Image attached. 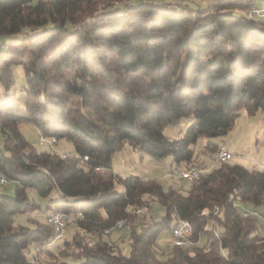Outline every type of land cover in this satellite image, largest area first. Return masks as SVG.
Wrapping results in <instances>:
<instances>
[{"label":"trees","instance_id":"1","mask_svg":"<svg viewBox=\"0 0 264 264\" xmlns=\"http://www.w3.org/2000/svg\"><path fill=\"white\" fill-rule=\"evenodd\" d=\"M95 1L0 0V83L14 85L15 65L25 81L7 95L15 104L0 103V177L14 183L12 195L0 194V264H37L30 245L56 256L53 264H71L65 255L77 264H264V166L214 162L185 191L111 170L124 145L187 168L198 146H220L200 137L225 136L242 110L264 112V18L233 12L249 1L135 0L77 24ZM188 116L183 135L166 138L164 126ZM19 122L70 141L75 154L31 147ZM29 191L46 200L45 218H29L30 226L12 218L41 211ZM144 195L164 208L159 221L133 222L128 208L137 214ZM58 211L75 215L77 229L54 254L46 216ZM121 219L131 229L126 255L103 239ZM181 220L197 244L158 249L159 235Z\"/></svg>","mask_w":264,"mask_h":264},{"label":"rangeland","instance_id":"2","mask_svg":"<svg viewBox=\"0 0 264 264\" xmlns=\"http://www.w3.org/2000/svg\"><path fill=\"white\" fill-rule=\"evenodd\" d=\"M135 0H97L93 2L90 6L85 7L84 11L77 16V24L84 21H88L90 18L100 14L102 11L110 10L111 8L120 7L124 3H131ZM155 3H186L190 6L200 5L207 6L214 4L217 0H147ZM225 1V0H222ZM243 2H251L253 6L259 7L260 11H264V0H236ZM263 8V9H261ZM236 14H245V11L241 12L240 10H233ZM264 18V17H263ZM12 72L14 75V85L8 90L0 83V103L15 104L14 101L9 99V95L12 89L19 90L22 85H24V74L21 66L15 65L12 67ZM18 102L16 105H19ZM192 121V117H183L177 122L167 123L162 129L163 134L168 139H178L180 138L184 131L188 128L189 124ZM17 129L19 133L25 138L27 143L38 150H47L46 147L38 144V135L39 129L29 123V122H19L17 124ZM224 142L228 146L229 150L234 154L232 163L240 164L246 168H255L262 169L264 166V112L257 111L253 114H249L246 111L242 110L238 113V116L234 119L233 125L228 133L221 138H207L200 137L198 144L206 142ZM3 146V137L0 132V148ZM201 146V145H200ZM198 146L194 151L193 162L190 165L198 168L200 162L204 161V167H201V170H209L211 166L214 165V162L211 159V154L215 151H204L203 148ZM59 153L68 152L73 156L74 148L73 144L66 140L60 139L54 146L53 150ZM203 151V152H202ZM172 158L165 157L161 159H154L148 153L143 152L139 149H133L128 145H124L120 150L116 151L111 156V170L113 174L118 177L125 179L130 176H139L143 179H157L160 181L164 189L168 186H172L176 189H181L185 191L188 189L189 183L185 180H178V182L173 181L169 176L170 168H172ZM189 165V164H188ZM216 165V164H215ZM185 165L180 167H184ZM176 179V178H175ZM114 188L116 191H122L123 185L121 182H115ZM14 190V183L7 181L6 183H0V194L12 195ZM29 196L33 198L36 202L41 204V211L36 212H27L24 214L17 213L13 215V221L19 222L24 225H31L29 218L36 217L38 220H43L45 218V199L40 198L35 192L29 191ZM144 200V202H143ZM134 207H129L128 211L133 215V222L136 223H151L159 221L164 215V208L156 201L154 198L149 196H142V204L138 209H136L137 214H133ZM48 212V211H46ZM123 222L124 220L121 219ZM260 220V218H259ZM118 221V220H117ZM262 223L263 217H261ZM125 223V222H124ZM175 219L172 221L174 225ZM127 224V223H126ZM130 224V223H128ZM138 228V227H137ZM77 229V226L74 224L69 225L68 229L65 232L63 238L54 241L50 244L47 249H49L54 254H57L59 247L62 245L64 240H70L72 233ZM260 233L264 232V226L259 225ZM131 229L128 225H123L122 228L113 231L110 235H103L104 240L114 242L115 245L120 249V251L126 255L129 251V235ZM170 238V229L163 231L157 239L158 249L165 250L168 246ZM59 246V247H57ZM27 255L33 257L37 264H53L54 258L57 260V257L53 254H47L39 250H33V245H30L27 250ZM62 261L69 262L71 264H77L80 262L79 259L72 258L69 255L61 256Z\"/></svg>","mask_w":264,"mask_h":264},{"label":"built area","instance_id":"3","mask_svg":"<svg viewBox=\"0 0 264 264\" xmlns=\"http://www.w3.org/2000/svg\"><path fill=\"white\" fill-rule=\"evenodd\" d=\"M244 15L248 19H252V18L260 19V15H261L260 8L256 7V6H253V8H248L245 10ZM38 137H39L38 142H41L42 144L48 145V137H46L45 134L39 132ZM219 145L221 146V154H220V159H218V161H216V164L221 163V162L232 161L234 154L228 149V147L224 143H221ZM53 149L54 148H51V150H53ZM60 155L62 157H67V156H69V153L68 152H62V153H60ZM85 159H86V157H85ZM170 170H171L169 173L170 177L176 178V179H181V180H186L188 182H192L193 180H199V178L208 171V170H201V167H200L199 171L186 172L184 175H177L174 172H172L171 168H170ZM0 181L2 183L7 182V180H5V178H3V177H0ZM245 215H247V213H245ZM73 217H75V215H69V214H66L62 211H58V212H53V219H46V223H47V220L56 221V231H54V241L59 240V239L64 237L65 232L68 229V227L70 225V221H72ZM189 227H190V223L188 221L181 220V222L177 225L174 232H185L186 236L191 237V235L189 234ZM169 240L170 241H176L174 239V233H170ZM195 242L197 244V241H195ZM37 250H38V248L36 249V251Z\"/></svg>","mask_w":264,"mask_h":264},{"label":"bare ground","instance_id":"4","mask_svg":"<svg viewBox=\"0 0 264 264\" xmlns=\"http://www.w3.org/2000/svg\"><path fill=\"white\" fill-rule=\"evenodd\" d=\"M260 13H261L260 17H264V11H260ZM46 137H48V145L42 144L41 142H39V143H40V145L45 146L46 148L51 150V148H54V146L56 144V139L54 136L53 137L46 136ZM220 154H221V146H219V148L214 153L211 154V159L213 161H218V159H220ZM171 169H172V172H174L177 175H184L186 172L199 171V169L194 167V166H189L187 168H179L176 164H173ZM194 181H197V180H193L192 182H194ZM0 183H2V182L0 181ZM46 217H47L46 219H53V212H50L49 214H47ZM263 221H264V216H263ZM47 224H49L54 229V231H56V221L47 220ZM122 226H123V221H117L110 229H107L106 231L109 232L111 230H116L117 228L120 229V228H122ZM176 227L177 226H175L172 229V231L170 232V233H174V239L176 241H170V243H172L173 245H176V246H186V247L192 246L195 241H193V239L191 237L186 236L185 232H174ZM189 234L191 236L193 234L191 226L189 227Z\"/></svg>","mask_w":264,"mask_h":264},{"label":"crops","instance_id":"5","mask_svg":"<svg viewBox=\"0 0 264 264\" xmlns=\"http://www.w3.org/2000/svg\"><path fill=\"white\" fill-rule=\"evenodd\" d=\"M241 12H242V11H241ZM241 14H242V13H241ZM218 142H219V141H218ZM220 143H224V142L222 141V142H219V144H220ZM224 144H225V143H224ZM225 145H226V144H225ZM227 147H228V146H227ZM228 149H229V148H228ZM204 151H205V149H204ZM202 152H203V151H202ZM172 162H173V161H172ZM204 165H205V162H204V161L200 162V166H201V167H204ZM213 166H214V165H213ZM199 168H200V167H199ZM210 168H212V166H211ZM210 168H209V169H210ZM171 179H172V177H171ZM174 179H175V178H174ZM174 179H173V180H174ZM56 241H57V240H56ZM52 243H54V241H53ZM52 243H51V244H52ZM49 245H50V244H49ZM33 250H34V248H33Z\"/></svg>","mask_w":264,"mask_h":264}]
</instances>
